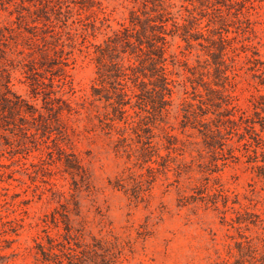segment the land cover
<instances>
[{
	"label": "rangeland",
	"instance_id": "obj_1",
	"mask_svg": "<svg viewBox=\"0 0 264 264\" xmlns=\"http://www.w3.org/2000/svg\"><path fill=\"white\" fill-rule=\"evenodd\" d=\"M74 1L54 28L64 43L61 74L40 68L32 79L17 63L34 7L0 1V36H8L0 69L9 68L12 91L36 109V119L15 121L29 130L0 135V264H69L68 252L79 256L74 264H264V163L255 141L264 140V0ZM161 5L171 103L154 118L132 98L126 120L111 121V106L92 93L94 46L128 25L131 11ZM186 31L196 39L187 42ZM219 35L227 90L214 84L221 78L207 54L206 39ZM227 94L230 105L219 98ZM202 101L208 127L216 128V102L234 121L212 133L211 145L202 127L182 121Z\"/></svg>",
	"mask_w": 264,
	"mask_h": 264
},
{
	"label": "trees",
	"instance_id": "obj_2",
	"mask_svg": "<svg viewBox=\"0 0 264 264\" xmlns=\"http://www.w3.org/2000/svg\"><path fill=\"white\" fill-rule=\"evenodd\" d=\"M0 1L4 2V0ZM21 1H27L33 5L35 17L32 19L33 26L23 27L31 35L29 37L30 41L25 43L28 51L25 54H23V51H19V54L23 55L18 60L17 65H22L24 73L29 78L31 77V79L34 78V75L37 74L40 68L51 72L52 76L54 74L56 76L60 75V70H62L60 63H65L63 61L65 57L62 56L64 43L61 41L60 31L54 28L59 21H62L63 16H68L66 14L71 13L73 8L69 3L77 4V2L74 0ZM152 11L154 13L142 11V15L136 11H131L128 25H121L120 29L113 31L102 43L94 46L96 85L92 86V93L95 96L103 97L108 102V105L111 106L113 113V116L109 117L111 121L124 122L126 120V107L130 105L132 98H135L136 106L141 110H145L154 118L161 117L171 103L172 80L167 75L165 65L167 36L171 34L167 28L168 19L166 18V14L168 12H166V9L162 5L160 8ZM22 17L23 13L20 12L19 18L21 20ZM42 20L50 24L46 26L47 23H43L46 28L42 29L39 34L37 22ZM172 25L176 30L182 27L181 24L175 21ZM6 29L9 34L12 32V29ZM184 38L187 42H189L190 38L196 39L188 31H186ZM7 39V35L1 34V59L5 56V50L2 46L6 44ZM206 40L209 42L207 54L213 59V69L220 74L221 78V83L214 84L227 90L226 86L230 85V79L222 69V65L224 64L223 56L225 54L224 42L226 40L221 35L215 41ZM14 66L15 64H13ZM56 72L59 73L56 74ZM53 78L48 77L50 84H53ZM10 81L9 68L2 67L0 69V135L2 131H12L14 128H22L15 121H22L23 124V121L27 119H25V115L30 116L31 119H36L34 115L36 109L12 91ZM261 84H264V79L261 81ZM211 90L219 91L212 88ZM51 92L54 93V91ZM229 97L227 94L225 97L219 98L225 105H230L231 103L228 101ZM200 103L202 104L198 106L199 112L195 111V108H192L187 110L183 115L184 119L182 121L184 126L187 124H193L194 127L198 125L202 127L200 131H204L203 135L206 139H212V133L220 131V125L226 122L234 123L229 117L231 115L230 109L224 108L220 110L222 104L221 102H216L212 103V106H215L213 114L216 116V128L212 129L208 127L203 117L207 116L210 112L209 107L203 101ZM15 116H17V119ZM37 117L42 118V115L39 114ZM144 124L146 125L147 123ZM42 126L44 128L47 127L45 123ZM249 127L253 128L252 126ZM21 130L27 131L29 128H22ZM142 130L144 131L145 129L142 128ZM209 139L206 141L208 145H211ZM255 141L256 147L262 151L261 161L264 163V140L256 138ZM252 152L257 158L256 149H253ZM257 169L258 174L264 178V165H257ZM68 253V263L74 264V260L78 259L79 256L72 252ZM43 258L45 261L49 260L46 257Z\"/></svg>",
	"mask_w": 264,
	"mask_h": 264
}]
</instances>
